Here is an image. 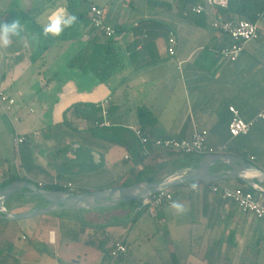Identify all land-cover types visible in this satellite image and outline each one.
I'll return each mask as SVG.
<instances>
[{"label": "crops", "instance_id": "crops-1", "mask_svg": "<svg viewBox=\"0 0 264 264\" xmlns=\"http://www.w3.org/2000/svg\"><path fill=\"white\" fill-rule=\"evenodd\" d=\"M16 1L0 0V23L19 19L23 27V39L13 37L8 48L0 49V94L15 102L10 111L0 106V133L9 132L14 150L8 151L14 159L10 162L0 149V186L17 179L74 193L114 188L109 166L116 165L126 149L96 135L95 127L126 129L134 135L140 130L150 140L176 141H191L205 131L210 148L225 146V154L264 170V121H256L246 136L232 138L229 133L231 107L245 122L264 110V23L258 24L259 39L236 62L226 63L220 52L230 44L228 38L211 27V17L189 15L187 0H88L91 7L104 9L105 22L118 30L117 36L95 41L98 35L85 29L73 42H62L37 58L39 37L32 31L33 21L42 27L52 10L80 12L85 3L22 0L23 8ZM171 36L177 41L174 56L168 52ZM84 44L90 45L87 73L67 67ZM104 102L105 114L100 107ZM75 105L94 106L101 121L94 125L77 119ZM18 138L25 141L19 144ZM167 158L163 155L155 163ZM124 160L132 161L127 152ZM131 170L139 172L142 166L126 173ZM120 171L124 175V170L117 174ZM170 175L155 174L159 180ZM216 184L233 190L247 187L237 180ZM175 189L174 200L187 209L183 214L164 206L147 220L133 209L134 224L144 225L145 236L150 228L162 234L165 244L156 248L153 264H264L261 220L212 193L208 185L198 192L189 185ZM34 205L13 202L9 210L18 214ZM63 220L45 216L0 224V264H46L41 245H62L64 236L83 245L82 253L89 258L95 250L101 252V264H108L106 252L117 239L130 248L126 264L148 262L132 250L134 230L117 225L102 231L97 220L70 227Z\"/></svg>", "mask_w": 264, "mask_h": 264}, {"label": "built area", "instance_id": "built-area-1", "mask_svg": "<svg viewBox=\"0 0 264 264\" xmlns=\"http://www.w3.org/2000/svg\"><path fill=\"white\" fill-rule=\"evenodd\" d=\"M228 5L229 0H201V2L192 6L190 12L197 16L204 15L212 18L211 27L228 38L230 42L220 52V58L226 63H234L251 42L259 39L260 30L257 23L250 22L246 19L226 18L222 11L227 9ZM90 17L94 29L103 34L105 38L113 39L117 36L115 29L106 24L103 8L93 6L90 10ZM176 46L177 41L174 36H171L168 48L171 56L175 55ZM14 103V100L0 94V106L3 108L6 107V111H10ZM107 104L108 102H104L100 106L104 114L106 113L105 106ZM229 110L232 115L229 124V133L232 138L248 135L256 121H264V110L252 122L243 121L236 108L231 107ZM134 133L140 144L144 146L145 153H149L152 149L169 150L184 155H216L225 154L226 151L225 146L217 149L210 148L207 145V132L205 131L196 133L191 141H176L173 139L150 140L140 130H134ZM16 140L19 144L25 141L24 138H18ZM198 184L199 188L195 192H198L202 186L208 185L212 193L220 194L223 199L234 202L243 212L255 215L264 224V193L257 191L250 192L244 188L233 190L218 184L210 185L206 182ZM39 187L43 188L42 184H39ZM69 187L72 189L71 185ZM172 200H174L172 190L156 194L147 202V211L151 215H155L162 207L169 206ZM129 251L130 248L126 242H112L108 249V264H126Z\"/></svg>", "mask_w": 264, "mask_h": 264}, {"label": "water", "instance_id": "water-1", "mask_svg": "<svg viewBox=\"0 0 264 264\" xmlns=\"http://www.w3.org/2000/svg\"><path fill=\"white\" fill-rule=\"evenodd\" d=\"M237 180L247 188L264 193V170L256 165L229 154L204 155L198 166L187 167L161 180L139 182L128 187L110 188L103 191L74 193L52 191L33 182L14 181L0 189V220L20 221L48 216L58 212H92L98 209H115L122 204L146 205L149 199L159 193L189 185L191 182L219 183ZM165 181H172L165 183ZM27 194L40 198L43 205L28 212L14 214L9 210L11 199Z\"/></svg>", "mask_w": 264, "mask_h": 264}, {"label": "trees", "instance_id": "trees-1", "mask_svg": "<svg viewBox=\"0 0 264 264\" xmlns=\"http://www.w3.org/2000/svg\"><path fill=\"white\" fill-rule=\"evenodd\" d=\"M85 3V7L82 11L76 12V10L72 11V14H75L78 17L77 23L74 24L71 28H66L64 32L56 38L52 37H44L42 34V27L38 25L36 22L33 21V26H31L32 31L37 33L39 37V43H38V49H37V58L43 57L45 54L52 52L60 43L62 42H73L74 39L78 38L85 29H89V32H95L98 36L95 41L99 40L100 38H103V34L98 32L94 29V27L91 24V17H90V10L91 7L88 3V0H83ZM199 0H187V5H190V10L192 6L198 4ZM222 13L226 18H241L246 19L253 23H264V0H229L228 8L223 10ZM189 15L191 16H197L192 14L189 11ZM204 16V15H201ZM116 33H118V30H115ZM107 39V38H106ZM110 40V39H109ZM89 44H84L79 51L75 52L67 61V67L69 69H78L83 73H87L89 69V56H88V49ZM98 56L96 55V58ZM96 76L103 82L106 80L105 76H103L102 72H98ZM72 112L75 115L77 119H85L86 121L92 123L95 125V123H99L101 121L100 118V111H98L94 106L90 105H75L72 108ZM98 136H104L108 141H110L113 145H117L120 147L125 148L128 150L131 155L136 159L137 165L142 166V170L139 172H136V170H131L124 178L129 182L130 184L128 186H132L136 183L143 182V181H158L155 177V174L158 170L163 167V165L155 166V162L161 158L163 155L169 156L171 159L174 158L176 162H178L180 157H184L187 162L185 164H182L179 168H176V171L180 168H187V167H196L198 166L199 162L203 158L204 155H197V154H191V155H184V154H178V156H175V153L169 150H162V149H152L149 151V153H145V148L143 145L140 144V142L137 140L136 136L129 130L121 129V128H104L101 129L99 127H95L93 129ZM178 160V161H177ZM147 178V180H145ZM134 179V180H133ZM133 180V181H129ZM14 181H18L17 179L11 180L7 184L1 185L0 189L5 188L9 184L13 183ZM210 185L216 184V183H208ZM247 191L254 192V190L250 188H244ZM52 191H62V189H59L58 187H50ZM28 191L25 192V194L17 195L16 197L11 199V202H19L23 204L29 203V201L35 202L36 206L43 205V201L34 196H30V200L26 199V194ZM19 196H24L25 201L20 200ZM131 205L135 206H143L136 203H129ZM146 206V205H144ZM148 208V206H147ZM104 210H111V209H104ZM134 211V210H133ZM137 216L141 214V209H137ZM120 217L119 218H113L110 222L107 224H104L103 226H98V229L105 230L109 226H117L120 225ZM82 226H87V224H83ZM117 242H123V240L117 239L114 240ZM112 241V242H114ZM105 245V244H104ZM108 254V252H106ZM109 261V259H108Z\"/></svg>", "mask_w": 264, "mask_h": 264}, {"label": "rangeland", "instance_id": "rangeland-1", "mask_svg": "<svg viewBox=\"0 0 264 264\" xmlns=\"http://www.w3.org/2000/svg\"><path fill=\"white\" fill-rule=\"evenodd\" d=\"M17 5L20 7L25 8L26 5H24L22 3V0H18L16 1ZM17 16L18 18L21 15V13L17 12ZM49 124V123H48ZM11 135L9 134V132L7 131L6 134L4 132L0 133V149L2 150V153L9 158L10 162H13V156L8 153L9 152H14V150L12 149V142H11ZM11 147V148H10ZM123 148V147H122ZM11 150V151H10ZM127 152L130 156L132 161L129 162H125L124 160V153ZM13 154V153H11ZM167 162L164 163H155V166H160L163 165L162 168H160L158 170L157 168V173L156 175H160V177L164 176V175H170L172 174L175 170L173 168H179L182 164H185L187 162V160L184 157H180L176 162V160H174V158H167ZM137 165V161L136 159L131 155V153L128 150L125 151H121V153H119V157H118V163H116V165H110L109 168L112 170V174L115 178L114 183L112 184V187L117 188V187H128V185L130 184L129 182H127V180H125L124 176L126 174H128V172L126 173V171H128L130 168L135 167ZM122 168V169H120ZM183 169V168H180ZM180 169H178L177 171H179ZM119 170H124L125 173L124 175H121V171L120 173L117 174V172ZM157 177V176H155ZM134 180V179H133ZM133 180H129V181H133ZM147 180V178L145 179ZM10 182V181H9ZM31 182H33L34 184H36L37 186H39L38 181L36 180H32ZM144 182V181H143ZM145 182H149L148 180ZM153 182V181H151ZM45 189H50V187H45ZM110 189V188H108ZM178 189H173L172 193L177 191ZM180 190V189H179ZM69 191V190H68ZM80 193V192H79ZM20 200L25 201V197L24 196H19ZM13 201L9 204V207L11 208ZM163 208V207H162ZM133 209H141V214L143 215L145 214V218H147V220H151V216L149 215V212L147 211V206H135V205H131V204H122L121 206H119L118 208L115 209H111V210H104V209H98L92 212H88V211H81V212H68V211H63V212H58L55 214H51L48 216H56L59 219H64L67 222H69L68 224H70V227L74 226L75 223L78 222H91V220H97L98 222H101V226H103L104 224L102 223L104 220H106L107 222H110L113 218H119V215L121 216V220H120V225L134 230L135 235L132 237V250L133 252L136 254V256H138V259L141 257V259H144L146 263L149 264H153L158 258L156 255V248H159L161 246H163V241L162 240V234L161 236L158 235V233L156 234L154 232V230L152 228L149 229L147 235L145 236V233L143 232L144 230V225H136L134 224V215H133ZM165 210V209H164ZM130 211H132V213H129ZM125 214V216H123ZM45 217V216H43ZM41 218V217H39ZM63 220V221H64ZM0 224L2 226H7V224H9V221H0ZM59 224V223H58ZM99 224V225H100ZM59 226V225H58ZM58 232V238H59V230ZM166 242V241H165ZM67 244H70V246H68ZM168 244V241H167ZM43 252L46 253V264H75L74 261L76 260V262H81V264H101L102 263V254L101 252H99L98 250H95V253L93 254V257L90 256H85V254H83V249H85L83 247V245L77 243V242H73L72 237L70 236H64V240H63V244L62 245H58L53 247V246H47V245H41ZM75 258V260H73ZM128 259V258H127Z\"/></svg>", "mask_w": 264, "mask_h": 264}, {"label": "clouds", "instance_id": "clouds-1", "mask_svg": "<svg viewBox=\"0 0 264 264\" xmlns=\"http://www.w3.org/2000/svg\"><path fill=\"white\" fill-rule=\"evenodd\" d=\"M77 20L78 17L75 14L69 13L64 7H58L46 16L42 25V34L44 37H59L66 28H71L76 24ZM22 32L23 27L19 19L10 23H0V49L8 48L13 37L23 39ZM169 182L172 181H165V183ZM189 188L192 191H197L199 188L198 182H191ZM168 207L176 214H183L187 211L185 205L177 200H172Z\"/></svg>", "mask_w": 264, "mask_h": 264}]
</instances>
